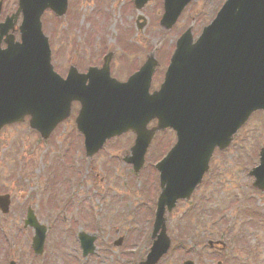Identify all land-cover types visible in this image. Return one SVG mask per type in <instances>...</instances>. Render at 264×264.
I'll list each match as a JSON object with an SVG mask.
<instances>
[{
  "label": "rangeland",
  "instance_id": "rangeland-1",
  "mask_svg": "<svg viewBox=\"0 0 264 264\" xmlns=\"http://www.w3.org/2000/svg\"><path fill=\"white\" fill-rule=\"evenodd\" d=\"M133 1L70 0L69 14L63 19L51 11L46 12L42 19L43 31L49 37L55 70L64 76L69 55L86 53L82 55L86 60V56L93 54L91 61H95L103 50H108L121 59L118 67H122L126 74L118 78L127 81L141 67L144 55L154 51L153 47L159 49L166 45L157 52L166 56L190 26H193L196 37L209 24L203 18L193 21L187 15L188 21L179 19L171 30L166 31L160 28L162 8L158 0L151 1L140 12L133 8ZM17 5L18 0H4L0 22L15 13ZM138 15L145 17L144 22L141 21L144 24L141 30L136 24ZM161 70L155 76L152 89L159 84ZM68 123L61 125L45 141L25 125H14L0 134V193L8 192L14 200L7 221L0 218V228H4L0 231V264H4L6 255V235L11 242L18 243L17 249L12 251L17 264H82L81 247L76 238L82 231L97 232L96 250L89 264H137L149 251L147 246L159 198L157 174L149 165L139 174L127 176L125 165L114 149L117 143L122 144L117 148L121 157L130 146L123 144L132 140L131 135L110 141L88 171L81 136L73 129V124ZM161 144L164 143L160 139L153 144L148 162L159 158ZM261 147H264V113H256L236 135L229 154L216 155V160L212 161L213 167H217L215 176L197 190L192 202L181 205L177 213L170 215L167 232L178 249L159 264H183L187 259L196 264H216L209 248L196 255L199 247L193 246V240L187 243L191 237L206 243L204 239H231L237 235L238 241L250 244L251 248L257 241L264 243V192L256 194L252 188L253 178L248 176L251 168L259 164L257 151ZM18 152H21V158L16 168ZM23 157L31 160L33 166L28 167ZM95 178L100 182L97 190L92 187ZM103 178L105 182L101 183ZM81 181L82 186L78 185ZM71 184L75 185L73 189ZM103 187L108 190L106 197L104 192L99 195ZM33 195L38 196L37 211L43 224L47 225L51 217L54 221L57 213H63L59 214L56 226L50 229L47 238L55 245L48 247L47 257L41 260L33 258V230L26 228L25 233L17 234L18 227H23L28 203L34 204ZM65 196H70L71 202L67 203ZM20 206L23 207L21 212ZM189 208L193 212L185 215ZM180 213L183 214L181 218ZM20 216L23 217L21 222L17 220ZM13 220L19 226L12 225ZM120 237L123 243L116 246L114 242ZM179 237L186 239L184 247L179 246ZM135 245L141 254L128 251ZM239 247L236 242L227 248L224 264H249V258L253 256L241 254ZM237 252L240 254L234 255ZM260 261L264 264V259Z\"/></svg>",
  "mask_w": 264,
  "mask_h": 264
},
{
  "label": "water",
  "instance_id": "water-1",
  "mask_svg": "<svg viewBox=\"0 0 264 264\" xmlns=\"http://www.w3.org/2000/svg\"><path fill=\"white\" fill-rule=\"evenodd\" d=\"M147 1L136 0V5L141 9ZM190 1L166 0L161 27L171 29ZM67 9L68 0H19L17 12L0 24V131L29 117L30 128L47 138L79 101L76 125L85 136L88 156L107 140L132 131L136 142L127 161L139 171L154 135L167 127L177 130L179 142L166 162L179 160V167L173 168L172 177L161 175L153 238L161 234L143 263L156 264L170 247L166 208L171 212L178 200L189 199L215 148H227L252 114L264 111V0H229L196 42L190 29L184 33L166 81L153 95L148 93L156 66L152 57L124 84L110 77L111 55L101 70L90 69L88 75L75 68L66 80L56 74L42 16L52 10L62 17ZM20 14L21 42H16ZM4 38L7 47L2 49ZM153 120L158 125L148 130ZM250 174L256 178L254 187L264 190V149L260 166ZM8 207L0 197V209L7 213ZM27 223L36 230L33 248L41 253L45 229L33 215ZM81 241L85 255L93 251L94 239L81 235Z\"/></svg>",
  "mask_w": 264,
  "mask_h": 264
},
{
  "label": "flooded vegetation",
  "instance_id": "flooded-vegetation-1",
  "mask_svg": "<svg viewBox=\"0 0 264 264\" xmlns=\"http://www.w3.org/2000/svg\"><path fill=\"white\" fill-rule=\"evenodd\" d=\"M151 1H153V0H151ZM158 1L161 4L162 13H163L164 0H158ZM225 2H226V0H193L191 2V4L184 10V12L182 13L180 19H181V21L189 20L188 18L186 19L187 15H188V16H191V20H194V21H196L197 18H201V19L203 18L204 20L210 22L216 17L218 11L221 9L222 5ZM207 7L209 8V10H208ZM137 24L140 25V22H138ZM130 29H132V27ZM164 46H166V45H164ZM174 48H175V46H171L170 50L166 53V56L162 55L161 53L158 54L157 53L158 51H155V56H156V59H157V68H156V73L153 76V81L155 79L156 74L159 72V70L162 69L161 70L162 72L164 70H166V67H167V65L169 63V59L171 57V54H172ZM159 50H160V48H159ZM110 52L113 53L112 60H111V63H110L111 75H112V77L116 78L117 80H119L121 82H125L126 81L125 79H119L118 78V77H124L126 72L124 71V69L122 67H118V66H120L121 59H119L113 51L103 50L101 55L95 61H91L92 56H94L93 54H90V55L86 56V60H84V58L82 57L83 54L87 55L86 53H83L82 55L77 54L75 56L74 55H69V56H67V60H66L67 62H66L65 67H66V69L68 71V69L71 66H75L79 70L80 73L84 74V73H87L88 69L91 68V67L100 68L102 66V64H103V60H104L105 55L110 53ZM149 54L147 53L146 55H144L145 59L143 58L142 63L146 60V58H147V56ZM114 61L115 62H119V63L115 65ZM113 63H114V71L112 70ZM162 72H161V75H160V80H159L158 86L161 85V83L163 81V78H164V76L162 77ZM79 108H80V105L78 103H74L73 104L72 115H71L70 119L75 118L76 114L78 113ZM69 122H72V121H69ZM154 125H155V122L151 124V127H153ZM158 138L162 141V143H164V144H161L162 146H161V150H160V156H159V158H157L158 161H159V160H161L162 158H164L166 156V154L169 152V150L175 144V142H176V133H174V131H172V130H167L162 135H159ZM20 155H21V152H18L16 154V157H17L16 158V165H15L16 168L19 167V164H20V158H21ZM23 159L25 161H27V166L28 167H32L33 166L31 160H29L28 158H25V157H23ZM127 165L129 166L130 164L127 163ZM13 167H14V165H13ZM130 167L131 166H129V168ZM19 173H20V171L18 172V174ZM3 176L6 179V176L4 175V173H3ZM0 195H8V192H2V193H0ZM43 196H48V195L47 194H43ZM32 197H33L32 202L34 204L28 203L26 209H27V211L30 208L33 209L35 214H36V216H37L38 203L36 204V201H37L38 196L37 195H33ZM48 200H49V198H48ZM48 200L45 202L47 207H48ZM13 207H14V200L12 199V195L10 194V213H11ZM21 210H23L22 206H20V212H21ZM9 214L6 215V216H3L1 214L0 218L2 220H4V222H6L7 221L6 219L10 216ZM21 216H20L19 219H17L19 222H21V219H23V217L21 218ZM40 220L41 219H39V221ZM13 221L14 222H12V225L16 224L17 226H19V223L16 220H13ZM23 225H24V219H23ZM2 230H4L3 227H1V231ZM24 230L25 229L23 227L19 226L17 234L20 236L21 232H24ZM231 240L232 239H221L220 238V239L213 240L212 241V246L208 245L209 248H210V251L215 256V260L217 262L218 261L219 262H223V260L226 257V253H228V249L227 248H229L230 245L234 246V244L236 242H239V246H240L239 249H240L241 254L249 253L250 255L253 256V258H249V264H262V261H260V260L264 259V243H260L259 241H257V243L255 244V247L251 248L250 244L249 245L243 244V243H241L243 241L240 240V239L239 240L241 242L238 241V240H233V241H231ZM19 241H20V239H19ZM209 242H210V240L208 241V243ZM232 242H234V244H232ZM246 242L247 241H245V243ZM17 245H18V243H14L13 242V248H11L9 250V252H8V247L6 245V255L4 257V264H9L10 260H13L12 251L17 249ZM240 252H237L234 255L240 254ZM258 261H260V262H258Z\"/></svg>",
  "mask_w": 264,
  "mask_h": 264
}]
</instances>
